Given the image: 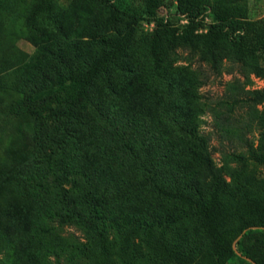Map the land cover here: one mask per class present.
Returning <instances> with one entry per match:
<instances>
[{
  "label": "trees",
  "instance_id": "obj_1",
  "mask_svg": "<svg viewBox=\"0 0 264 264\" xmlns=\"http://www.w3.org/2000/svg\"><path fill=\"white\" fill-rule=\"evenodd\" d=\"M165 1L0 5V105L20 118L0 236L27 264H264V178L248 172L264 167V19L242 0ZM194 62L235 74L222 96L199 93L210 74Z\"/></svg>",
  "mask_w": 264,
  "mask_h": 264
},
{
  "label": "rangeland",
  "instance_id": "obj_2",
  "mask_svg": "<svg viewBox=\"0 0 264 264\" xmlns=\"http://www.w3.org/2000/svg\"><path fill=\"white\" fill-rule=\"evenodd\" d=\"M5 2L0 3L2 5L3 9L11 14L15 13L16 10L19 9V1L20 0H4ZM24 3H30L31 0H21ZM76 0H56L57 6L59 8L65 9L68 8L71 4L75 3ZM117 2L122 5L123 7H127L128 5L134 6L135 0H117ZM165 9L161 10V14H172L174 12L175 8V2L174 0H166ZM242 2H245L250 14L251 20H260L264 19V0H242ZM207 22L211 23L212 18L208 16ZM186 24V21H181L180 25L183 26ZM154 24L149 21H142L140 24V31L143 33H153L154 32ZM14 45L19 48L23 53L27 55V57H31L34 55L36 48L35 46L26 38H17L14 41ZM188 63L185 62H179L175 66L178 68L181 67H188ZM193 70H199L201 72H205L207 74H210V79L208 84L201 88L199 93L207 100V99H217L218 97L222 96L224 94L225 90V83L230 81L234 75H229L227 73H224L222 76H215L212 75L210 72V69L205 64L201 65L198 62H194L192 64ZM252 88H262L264 87V81L260 79H254L253 80ZM17 100V97L13 98ZM17 104H1V113H0V154H3L5 152L6 147L8 144L12 143L14 141V137L18 133V124H19V117L15 111ZM202 119L206 120L207 124L203 126V130L205 132H213V118L210 116V114H206L202 117ZM26 122V121H25ZM29 124H27L28 127ZM26 127V125H25ZM31 132V129L29 130ZM264 136V130L256 129L252 137L255 140H258ZM218 141L216 138L213 140V146H218ZM215 159L217 162L220 160V155L215 154ZM248 172L254 179H263L264 178V167L251 164L248 168ZM64 234L69 233H75L77 236L83 237V233L79 230H76L75 228H65ZM254 236L245 238L243 240V247L244 248H250L251 245L254 242ZM18 244H20L19 241H17ZM242 247V246H241ZM21 252L22 250L18 245H16L15 249H12V246L10 243H8L6 240H4L0 236V264H15V262L18 260L20 261V264H27L23 258H21ZM16 260V261H15ZM231 264H246L244 259L240 258V255L238 258H236Z\"/></svg>",
  "mask_w": 264,
  "mask_h": 264
}]
</instances>
